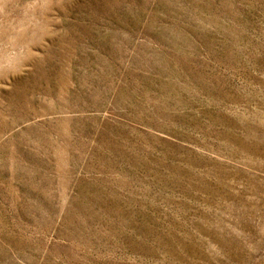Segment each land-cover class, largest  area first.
Returning a JSON list of instances; mask_svg holds the SVG:
<instances>
[{
    "label": "rangeland",
    "instance_id": "1",
    "mask_svg": "<svg viewBox=\"0 0 264 264\" xmlns=\"http://www.w3.org/2000/svg\"><path fill=\"white\" fill-rule=\"evenodd\" d=\"M0 264H264V0H0Z\"/></svg>",
    "mask_w": 264,
    "mask_h": 264
}]
</instances>
